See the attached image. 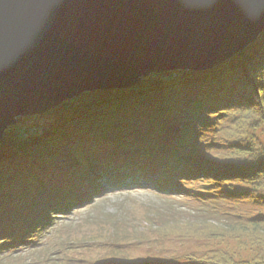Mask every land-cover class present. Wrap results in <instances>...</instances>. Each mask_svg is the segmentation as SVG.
I'll return each mask as SVG.
<instances>
[{
    "label": "trees",
    "instance_id": "trees-1",
    "mask_svg": "<svg viewBox=\"0 0 264 264\" xmlns=\"http://www.w3.org/2000/svg\"><path fill=\"white\" fill-rule=\"evenodd\" d=\"M225 120L231 153L224 163L191 162L206 130L220 132ZM257 131L264 136V31L211 70L150 75L125 91L84 94L43 116L20 118L0 143V264H39V253L52 255L47 236L93 204V194L104 200L108 192L138 188L201 206L185 220L173 208L152 210L142 230L122 212L99 219L111 225L102 242L114 247L113 256L120 245H142L153 235L217 247L183 255L189 264H264V143ZM78 201L84 206L70 210ZM229 243L250 247V257L239 258ZM24 253L31 256L21 260Z\"/></svg>",
    "mask_w": 264,
    "mask_h": 264
},
{
    "label": "water",
    "instance_id": "water-1",
    "mask_svg": "<svg viewBox=\"0 0 264 264\" xmlns=\"http://www.w3.org/2000/svg\"><path fill=\"white\" fill-rule=\"evenodd\" d=\"M263 31L264 0H0V143L18 118L211 70Z\"/></svg>",
    "mask_w": 264,
    "mask_h": 264
},
{
    "label": "rangeland",
    "instance_id": "rangeland-1",
    "mask_svg": "<svg viewBox=\"0 0 264 264\" xmlns=\"http://www.w3.org/2000/svg\"><path fill=\"white\" fill-rule=\"evenodd\" d=\"M45 113L41 115L43 116ZM19 119L20 118H18V120ZM228 124L229 120H225L222 130L218 133H216L214 128H208L205 135H203L199 141V144L195 145V148L190 152V156L192 157L190 161H203L207 159L216 166L224 163V157L226 155L229 156L231 153V151L224 146V142L227 138L224 131ZM256 135L259 137L260 141L264 143V136L259 134L258 131ZM196 163L199 164L200 162ZM134 177L136 180L141 181L138 174H135ZM106 188L107 185L103 187L104 190ZM89 191H92V189H89ZM105 195L107 196L106 199L99 200L97 198L98 194H93L92 199L95 200L93 204L99 200L95 205L89 203V205L86 206L87 208H79L78 210L80 212L69 217L66 222L61 221V226L56 228L57 232L47 236L46 240L48 243L44 245V247L47 246L50 249L49 254L52 255L39 253V256L34 257L36 260L41 261L39 264H51L50 260L56 259L57 257L62 259V264L63 260H67L65 261L66 264H121L126 262L135 264H155V262H163L165 264H189L181 259L183 255L188 253L200 254V252L217 248L212 242L179 243L173 240L155 239L153 235H150L142 245H140V242L138 244H129L128 246L120 245V247L115 250L119 251L118 254L113 256L114 247H105L102 242V240L106 241L105 236L113 232L110 229L111 225L109 226V223L105 224L103 221H99V219L110 217L117 219V216H120L122 212L126 214L127 217L133 218V224L135 223V226H138L137 228L142 230L145 226L142 220L146 218V214L152 210L156 212L161 211L158 209L167 210V208H173L170 212L175 213L177 217L184 220L195 219L197 215H193V213L197 212V209L201 205L181 195L175 194L167 196L155 193L146 188H138L130 192L111 191ZM81 206H84V203L78 201L70 210ZM242 208L243 210H247L249 207L248 205H243ZM173 210L175 212H173ZM225 212L231 214L234 211L228 208ZM247 212L249 215L255 213L252 208H249ZM224 215L226 216V214ZM224 215L218 214L221 218H224ZM62 225H64V227H62ZM112 225L114 227L116 226L117 229L116 224L112 223ZM56 234L59 235L54 238ZM90 240H98L102 243L93 244ZM60 243L67 244L69 247L66 245L65 247L61 246L58 247L59 249H56L57 245ZM229 244L231 250L236 252L239 258L245 259L246 257H250V247L239 250L237 244ZM107 248H109L111 252H109ZM53 252L56 254L53 255ZM19 256L21 260H24L27 256H31V253L19 254ZM58 263L61 264L60 262Z\"/></svg>",
    "mask_w": 264,
    "mask_h": 264
}]
</instances>
